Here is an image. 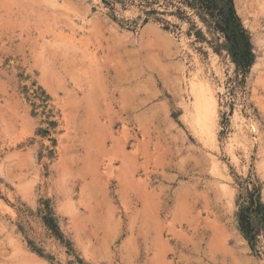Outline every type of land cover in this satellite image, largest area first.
<instances>
[{
    "label": "rangeland",
    "instance_id": "rangeland-1",
    "mask_svg": "<svg viewBox=\"0 0 264 264\" xmlns=\"http://www.w3.org/2000/svg\"><path fill=\"white\" fill-rule=\"evenodd\" d=\"M233 6L247 70L184 0H0V264H264L238 227L264 204V0ZM197 69L216 150L183 118Z\"/></svg>",
    "mask_w": 264,
    "mask_h": 264
},
{
    "label": "trees",
    "instance_id": "trees-1",
    "mask_svg": "<svg viewBox=\"0 0 264 264\" xmlns=\"http://www.w3.org/2000/svg\"><path fill=\"white\" fill-rule=\"evenodd\" d=\"M199 19L211 27L214 24L224 35L220 47L224 48L236 68L247 70L254 62L252 44L248 32L243 28L236 14L233 0H184ZM51 215L44 216L46 225L59 234L57 225ZM238 227L243 236L252 243L259 232H264V204L259 196L251 198L250 204L243 206L238 212Z\"/></svg>",
    "mask_w": 264,
    "mask_h": 264
},
{
    "label": "bare ground",
    "instance_id": "bare-ground-1",
    "mask_svg": "<svg viewBox=\"0 0 264 264\" xmlns=\"http://www.w3.org/2000/svg\"><path fill=\"white\" fill-rule=\"evenodd\" d=\"M214 61V59H213ZM189 76V75H187ZM187 92L189 98L183 106V118L186 123L191 127L193 133L206 144L211 150L217 149L218 144V101L215 93V86L207 79L202 76L198 69L195 72H191L190 78L188 79ZM186 86V85H185ZM234 118H238L234 114ZM254 128V126H253ZM239 128L238 130H240ZM241 136L239 137V135ZM240 140H244L243 133H235L228 139V148L231 149L235 143H239ZM213 156V155H212ZM232 159L235 156L231 154ZM212 169L216 171L220 178V184L224 191L227 203L231 207L234 204L232 189L227 184L229 176L225 172V166L220 165L218 159L211 157ZM259 167L264 166V159L259 161ZM219 168L221 170L219 171ZM264 198V190H263Z\"/></svg>",
    "mask_w": 264,
    "mask_h": 264
}]
</instances>
